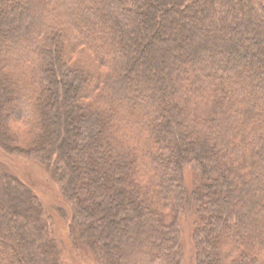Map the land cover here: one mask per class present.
<instances>
[{
  "label": "trees",
  "instance_id": "obj_1",
  "mask_svg": "<svg viewBox=\"0 0 264 264\" xmlns=\"http://www.w3.org/2000/svg\"><path fill=\"white\" fill-rule=\"evenodd\" d=\"M0 148L100 264H181L186 214L195 264H264V0H0ZM46 209L0 162V264H62Z\"/></svg>",
  "mask_w": 264,
  "mask_h": 264
},
{
  "label": "rangeland",
  "instance_id": "obj_2",
  "mask_svg": "<svg viewBox=\"0 0 264 264\" xmlns=\"http://www.w3.org/2000/svg\"><path fill=\"white\" fill-rule=\"evenodd\" d=\"M0 162L4 163L23 183H28L44 203L47 213L54 222L51 232L61 251L62 264H100L92 250L83 246L78 253L77 248L70 240V225L58 213L59 206L68 204L62 202L59 186L50 179L48 171H45V165L30 156H23L21 153H8L2 148H0ZM185 177L189 187H192L194 183L192 171L188 169ZM180 223L184 245L181 264H195L194 216L183 215L180 218Z\"/></svg>",
  "mask_w": 264,
  "mask_h": 264
}]
</instances>
